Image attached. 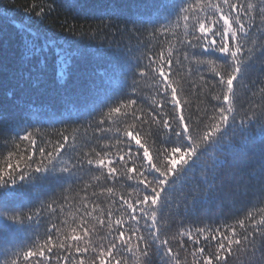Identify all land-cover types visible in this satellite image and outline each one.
<instances>
[{"label": "snow or ice", "instance_id": "1", "mask_svg": "<svg viewBox=\"0 0 264 264\" xmlns=\"http://www.w3.org/2000/svg\"><path fill=\"white\" fill-rule=\"evenodd\" d=\"M56 3L0 9V264H264V0Z\"/></svg>", "mask_w": 264, "mask_h": 264}, {"label": "trees", "instance_id": "2", "mask_svg": "<svg viewBox=\"0 0 264 264\" xmlns=\"http://www.w3.org/2000/svg\"><path fill=\"white\" fill-rule=\"evenodd\" d=\"M31 2L35 3H49L51 0H0V9H7V15L13 16L17 21H23L26 18V12L28 10V5ZM82 3L88 5H95L101 2H108V0H80ZM120 3H128L130 0H119ZM77 0H57L56 12L48 16L46 20L39 23L35 20L34 22L42 29H46L53 33L57 38H65L69 36V32L65 24L75 25L77 33L85 28V26H90L95 29L100 25L99 19L85 18L83 14H78V11L72 5L76 4ZM0 29H2L6 37H10L14 33V29L7 22L0 21ZM80 43L86 47V55L88 57L86 67L89 71L103 72L107 70L112 60L108 55H101L106 51V42L102 35L97 36L95 40H83ZM54 108L59 115V100L55 99L52 101ZM58 127H63L58 125Z\"/></svg>", "mask_w": 264, "mask_h": 264}]
</instances>
